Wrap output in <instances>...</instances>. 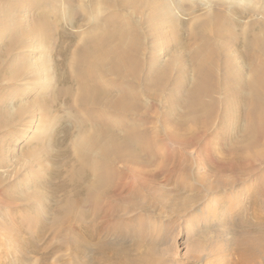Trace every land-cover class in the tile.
I'll use <instances>...</instances> for the list:
<instances>
[{"label":"bare ground","instance_id":"bare-ground-1","mask_svg":"<svg viewBox=\"0 0 264 264\" xmlns=\"http://www.w3.org/2000/svg\"><path fill=\"white\" fill-rule=\"evenodd\" d=\"M180 2L0 0V170L18 177L19 184L36 165L31 162L30 152L15 154L7 150V157L1 152L4 133L9 141L29 140V124L20 126L29 113L41 110L39 118H43L57 105V111L50 114L52 127L63 118L69 125L64 138L71 139L70 145L55 157L52 153L55 163L60 164L50 170L58 180L51 191H60L63 198L56 202L53 221L38 224V243L50 232L57 240L54 246L59 252L79 246L85 248L81 247L84 253L89 252L92 240L95 241L91 249L97 250L106 243L103 239L109 238L112 228L117 229L116 223L127 215L128 209L122 202L132 190L128 181L133 177L139 181L148 168L165 164L167 154L160 139L167 138L172 146L194 144L212 129L215 117L220 121L232 118L234 122L236 110L243 116L242 122L227 133L228 167L249 174V169L264 163V20L251 18L243 29L237 9L246 13L245 7L225 9L215 3L214 8L197 14L199 6ZM77 3L83 10L78 9ZM253 6V15L263 13L261 6ZM101 12L105 13L103 18ZM134 15H141L140 23L133 19ZM182 15L189 19L182 20ZM175 27L178 30L173 33L171 29ZM170 36L176 39V48L171 51L167 47L169 54L161 58L155 44L158 48L164 46ZM34 45H45L46 49L39 51L41 63L25 49ZM55 53L61 61L51 59ZM52 60L59 73L53 84H47V73L41 64L51 72ZM35 78L37 82L44 79V92L33 93L34 88L26 92L22 87ZM164 99L177 102L178 106H167L160 126L142 130L157 116L152 118L150 102ZM59 111H63L61 116ZM215 136L206 137L209 144L203 141L205 148L220 140V135ZM51 149L44 146L42 153L48 155ZM189 160L188 155H182L174 164V172L182 164L190 172ZM19 164L24 168L22 173L16 169ZM169 172L174 175L173 170ZM259 174H264V170ZM207 179V174L201 176L202 182ZM4 180L0 176V203L15 206L12 191L17 184ZM28 184L27 179L23 185ZM207 189L209 193L217 190L213 186ZM137 191L141 195L139 187ZM1 229L7 240L15 236L8 228ZM26 240L34 252L47 253L46 244L37 248L28 236ZM108 253L100 251L91 258L86 256L85 264H115L118 260L120 264H145L146 260L130 252ZM61 258V264H76L73 254ZM42 261L44 264L45 260Z\"/></svg>","mask_w":264,"mask_h":264},{"label":"rangeland","instance_id":"rangeland-1","mask_svg":"<svg viewBox=\"0 0 264 264\" xmlns=\"http://www.w3.org/2000/svg\"><path fill=\"white\" fill-rule=\"evenodd\" d=\"M189 1L194 2V4L192 5ZM181 2L187 6H199L201 10L199 9L200 11L198 10L197 14L214 8L213 6L216 4L219 7L223 5L222 8H225V6L226 8L236 7L237 5L245 7L247 8L246 13H241V10L237 9L242 19L243 29L247 28L251 18L264 20V0H181ZM219 2H222V4ZM256 4L261 6L263 13L253 15V5ZM78 5L77 3V7L80 6ZM78 9L83 10L81 6ZM99 14L101 17L105 16V13L101 12ZM185 17L187 18V15H182L181 19H189V16L187 19ZM133 19L139 23L142 20L141 15H134ZM80 21L79 19L75 22V27H78ZM70 28L73 30L72 27ZM171 30L175 33L178 27ZM76 31L74 29V32ZM175 42L176 39L174 40V37L170 36L164 46L159 47L160 49L155 44L157 48L155 51H158L160 57L164 58L169 54L167 47H170L171 51L175 50L177 45ZM72 45L74 46V44ZM43 47L46 49L45 45L39 48L34 45V47L30 46L25 49L31 52L33 56L35 55V58L37 56V62L41 63L42 56L40 57L39 51L44 50ZM52 58L61 61L56 53L54 56L52 55ZM50 66H52L51 72L41 64L45 74L47 73L46 76L44 75V78L48 80L47 84L50 81L52 82L50 84H53L55 75L59 73L58 66L53 63V60L50 62ZM27 69L32 70L30 67ZM35 79L31 80L29 85L23 84L22 87L26 88V92L32 91V88H34L33 93L44 92L43 87L46 85L44 79L42 78L43 82H37V78ZM35 83L38 86L34 87ZM19 89L22 88L19 87ZM54 94L56 93L54 92ZM171 103L178 106L177 102L173 103L171 101L168 103L165 99L162 102L158 100L155 104L150 102L149 112L153 115L152 118L157 116L153 123L146 124L147 126L144 125L141 129L153 130L154 126H160L166 118V108L171 106ZM52 109V113L51 111L46 113L47 116L45 115L43 118H39L41 110H35L31 114L29 113L26 117L27 120L25 119L22 122L20 126L23 127L29 124L28 127H30L28 141L17 143L16 138L9 141L4 136L6 133L2 134V139L5 142H2L4 151L1 149V152L3 155H7V150L13 151L15 154L21 151L30 152V158H33H31V162L36 163V165L33 164V168L28 172L29 175H25L26 177L21 179L19 184H17L18 177L13 174L9 177L4 173L3 168L0 170V176L5 179V183L14 180L17 184L13 189L14 191H12L14 197H17L14 198L15 206L7 207L3 202L0 203V224H3L0 225L1 230L8 228L10 232L15 233L13 238L7 240L8 236L0 231V264H43L42 260H45L44 264H61L63 262L61 257L71 256L72 254L75 256L76 264H85L86 256L91 258L92 255L100 251L102 253L109 252L108 254L114 251L117 255L130 252L131 255H137L136 258L138 257V259H146L144 260L145 264H264V174H259L263 173L264 163H258L254 168L249 169V174L242 173L240 170L230 168L227 165L230 157V152L225 151V148L230 145V138H228L227 133L236 127V123L242 122L243 116L239 110L235 112L237 116L233 114L235 117L233 118L235 119L234 122H232V118L220 121L219 118L216 119L215 117L214 126L207 133L211 132L210 135H216L215 137L220 135L221 138L213 141L212 147L205 148L206 144L203 142L208 140L207 138L210 136L208 134L202 135L203 138L201 137L199 141L196 140L194 144L176 143L174 146L163 136L164 138L160 139L159 142H161L162 149L167 154L165 155V164L148 168L147 172H144L145 176L144 174L142 177L140 176L139 181L134 177L128 181V187L130 189L132 187V190L122 202L128 209L127 215L124 216L122 221L116 223L118 224L116 225L117 229L112 228L111 238L109 236V238L103 239L106 243L101 244L100 247L96 246L97 250L91 249L95 240L91 241L90 239L92 243L88 241L91 244L89 252L84 253L81 248L83 246H79L75 250L66 246L64 249L68 248V250L59 252L57 247L54 246L57 240L53 238L50 232L45 234L44 240L41 239L38 243V234L36 233L39 228L38 224L41 225L42 222L49 220H51L49 222L53 221L54 213H56V202L63 198V195H61L63 193H60V191H57V194L51 191L58 180L53 177L50 170H55L60 164L55 163L52 153L55 157L56 153L61 149H65L71 142V139L64 138L65 131L69 128L67 120L62 117L63 119L57 122V126L52 127L53 121L50 114L57 111V105L53 106ZM60 114L62 115L63 111H59V116H61ZM159 118H161V122ZM194 125L193 123L190 125L193 130L196 127ZM50 127L53 129L46 133ZM158 133L161 134L162 132L159 131ZM36 136L41 138H36ZM206 143L209 144V141ZM44 146L51 147L53 151L49 152L48 155L43 154L42 148ZM182 155L190 157L187 163L190 172L183 169V164L178 171L175 170L174 172L176 166L174 164L178 163ZM45 163L49 165L46 168ZM16 167L19 173L24 171L20 164ZM49 167L51 168L48 169ZM169 170H173L174 175L170 174ZM205 174L208 175V179L206 182H202L201 176ZM180 175L181 177L178 178ZM182 176L184 181L181 180ZM27 179L29 184L23 185ZM219 182L221 183L218 184ZM214 183L219 187L215 188ZM228 184L233 186L227 187ZM210 186L217 190L212 191L213 189H211L212 192L209 193L207 188ZM138 187L141 195L137 191ZM131 198L135 200L131 202L132 204L130 203ZM18 202L19 204H17ZM14 225H17V227L15 228ZM27 236L29 241L33 242L31 244L36 245L37 248L46 244L47 253L45 251L42 252L44 254L34 252L33 248H30L28 242H26ZM129 248L130 251H128ZM60 259H62V262ZM87 262L86 264H89ZM115 264H120L119 260Z\"/></svg>","mask_w":264,"mask_h":264}]
</instances>
